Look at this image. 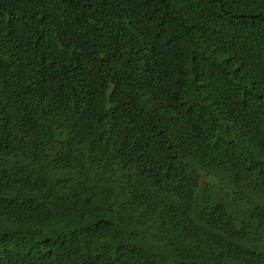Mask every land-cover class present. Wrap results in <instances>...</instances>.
<instances>
[{
    "label": "trees",
    "instance_id": "trees-1",
    "mask_svg": "<svg viewBox=\"0 0 264 264\" xmlns=\"http://www.w3.org/2000/svg\"><path fill=\"white\" fill-rule=\"evenodd\" d=\"M0 264H264V0H0Z\"/></svg>",
    "mask_w": 264,
    "mask_h": 264
}]
</instances>
